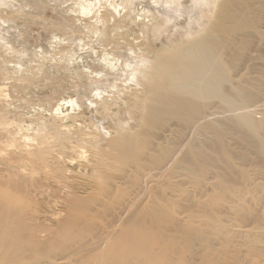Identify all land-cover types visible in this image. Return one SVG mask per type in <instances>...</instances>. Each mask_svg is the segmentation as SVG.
Listing matches in <instances>:
<instances>
[{"label":"bare ground","instance_id":"bare-ground-1","mask_svg":"<svg viewBox=\"0 0 264 264\" xmlns=\"http://www.w3.org/2000/svg\"><path fill=\"white\" fill-rule=\"evenodd\" d=\"M151 1L144 18L175 28L133 64L102 56L99 82L124 66L135 90L99 99L113 124L82 134L80 168H44L51 145L25 141L40 168L0 177V264H264V0H201L200 18V0ZM65 105L82 106L54 115ZM15 138L0 146L19 152Z\"/></svg>","mask_w":264,"mask_h":264},{"label":"rangeland","instance_id":"rangeland-1","mask_svg":"<svg viewBox=\"0 0 264 264\" xmlns=\"http://www.w3.org/2000/svg\"><path fill=\"white\" fill-rule=\"evenodd\" d=\"M135 1L130 0L129 3V0H0V124L5 125L12 133V135H0V137L5 138L3 141L12 140L14 136L15 140L21 138V143L16 140L21 144L19 152L13 147L0 146V155L3 156V151L8 153L6 160L5 155L0 156V177H12L13 170L22 175L24 171L21 168H40L38 165L40 162L34 161L37 157L35 153H30L35 159L26 155L27 150L25 151L23 147L25 141H27V149L36 148L39 141L49 143L51 153L48 156L51 160L63 151L59 156L61 159L57 161L53 159L52 163L46 156L47 164H50L44 168H57L61 165L62 168H80L78 164H81L82 159H79L81 157L78 153H83L89 148L88 143L84 146L82 142L85 140H82L81 136L86 137V134L89 136V132H92L98 123L113 124L111 119L106 120L103 115L97 113V111L101 112L98 107L95 108L99 99L103 97L102 99H108L110 102V99L114 98L112 94L114 92L111 93L113 96L110 92L106 93L111 91L107 89L111 88L109 86L113 83L120 86L119 89H122L123 93L135 90L134 81L126 77L130 71L124 66L119 68L118 76H114L115 79L111 76L107 83L99 82L100 76L103 75L101 74L102 56L108 54L110 57L113 56L111 58L122 62L126 57H129V62L133 58L130 62L133 64L146 47L150 51L153 46L157 47L158 40H164L165 33H169L176 25L175 22L174 24L168 22L165 26L162 21L152 25L149 23L150 19L144 18L142 13V10H152V1ZM163 1L166 0H161L162 3ZM112 3L116 5L122 3L126 6L117 7L119 13H115L112 12ZM81 7L87 10L82 12ZM145 7L147 8L144 9ZM209 7V4L200 0L197 17L203 16ZM108 9L114 18H110V23L105 25L99 20L103 12L105 13ZM102 32L106 34L107 42H102ZM98 74L101 75L98 76ZM101 79L105 80V77ZM69 100H76L82 106L80 105L79 109L75 107L71 109L69 105H65L61 109V116H55L56 106L62 101ZM90 103L92 104L89 105ZM73 118L75 121L70 120ZM59 127L62 129L59 130ZM51 129L53 132L50 131ZM56 130L58 131L54 133ZM74 132L76 135L73 137L77 141L71 139ZM8 136L13 137L11 139ZM54 137L63 140L62 148H67L73 142V144L79 143V147L83 145V148L76 147L74 156V153L67 149L64 150L61 146L57 149V146L52 145L56 140ZM78 138H80L79 141ZM33 143L35 146L31 145ZM82 149H84L83 152L80 151ZM64 154L67 159L63 156ZM32 161L33 163L29 164ZM67 161L72 163L69 164L70 162ZM4 168L11 170L6 171ZM18 169L21 170L18 171Z\"/></svg>","mask_w":264,"mask_h":264}]
</instances>
